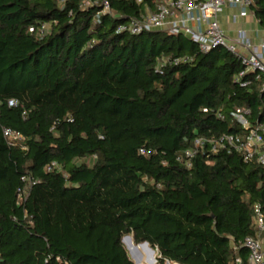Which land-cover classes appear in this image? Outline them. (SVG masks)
<instances>
[{"label":"trees","instance_id":"obj_1","mask_svg":"<svg viewBox=\"0 0 264 264\" xmlns=\"http://www.w3.org/2000/svg\"><path fill=\"white\" fill-rule=\"evenodd\" d=\"M159 1L0 0V264H149L144 242L153 264H250L264 168L207 151L188 168L186 151L243 134L238 109L264 123L263 81L242 87L226 48L118 32ZM250 10L264 28V0Z\"/></svg>","mask_w":264,"mask_h":264},{"label":"built area","instance_id":"obj_2","mask_svg":"<svg viewBox=\"0 0 264 264\" xmlns=\"http://www.w3.org/2000/svg\"><path fill=\"white\" fill-rule=\"evenodd\" d=\"M63 5L66 0H59ZM140 2V0H138ZM253 0H161L153 10L141 18L133 19L129 23L119 27L118 32H128L132 35H140L145 32L165 31L172 35H184L197 43L204 53H209L216 48H226L232 54L240 57L244 70L237 77V82L242 87H248L250 80L243 79L248 75H254L255 80L263 81L264 90V43L255 45L247 38L246 32L239 31L236 41H231L223 31L219 17L226 6L241 8L243 14L250 10ZM89 5V3H88ZM102 15L111 14L108 3H105ZM48 27L42 26L41 33L45 34ZM190 59H163L160 69L167 65L179 66L189 62ZM10 107H16L18 103L14 100L9 102ZM249 110L238 109L235 117L244 128L243 134H230L219 137L197 138L193 149L186 151V164L190 168L192 159L199 152H210L219 154L239 153L245 162H255L264 168V123L250 124L246 116ZM224 119V116L219 115ZM5 137L11 141L21 139V135L11 130H5ZM142 153L145 152L142 150ZM58 166L53 163L48 170L56 169ZM31 184V183H30ZM33 182L31 185H34ZM30 185V186H31ZM29 186L19 191V202L27 197ZM254 224L257 228L255 237H248L241 247L250 252V264H264V211L261 205H256ZM237 249V247H236ZM238 264L242 260L238 259Z\"/></svg>","mask_w":264,"mask_h":264},{"label":"crops","instance_id":"obj_3","mask_svg":"<svg viewBox=\"0 0 264 264\" xmlns=\"http://www.w3.org/2000/svg\"><path fill=\"white\" fill-rule=\"evenodd\" d=\"M219 21L226 36L231 41H236L239 31L246 32L253 44L264 43V28L255 18L251 10L243 14L241 8L226 6L224 12L220 15Z\"/></svg>","mask_w":264,"mask_h":264},{"label":"water","instance_id":"obj_4","mask_svg":"<svg viewBox=\"0 0 264 264\" xmlns=\"http://www.w3.org/2000/svg\"><path fill=\"white\" fill-rule=\"evenodd\" d=\"M130 236H126V237H124L123 238V243H124V240L126 239V238H129ZM139 247H146V249H148L151 253H152V255H156V250L155 249H153L150 245H149V243L148 242H144V243H142V244H140V245H136V249H137V253H138V255L140 256V257H143V253L140 251V250H138L139 249ZM131 257V256H130ZM131 259L133 260V258L131 257ZM134 261V260H133ZM155 262L156 263H158V259H156L155 260ZM134 263L135 264H141V262H135L134 261ZM153 262H150L149 264H152ZM166 264H177V263H172V262H170V261H167L166 262Z\"/></svg>","mask_w":264,"mask_h":264},{"label":"bare ground","instance_id":"obj_5","mask_svg":"<svg viewBox=\"0 0 264 264\" xmlns=\"http://www.w3.org/2000/svg\"><path fill=\"white\" fill-rule=\"evenodd\" d=\"M130 238H132V237H129V238H126V239H130ZM125 239V240H126ZM133 239V238H132ZM125 240H124V243H125ZM140 248V247H139ZM135 249H136V246H135ZM139 250V249H138ZM143 250H144V253H147L148 255H150L152 258H154V257H156V255H152V253L148 250V249H146V247H143ZM136 251H137V249H136ZM141 251V250H140ZM142 252V251H141ZM143 253V252H142ZM138 254V253H137ZM139 256V255H138ZM140 257V256H139ZM143 257H144V254H143ZM143 257H140V259L142 260L143 259ZM139 262H140V260H139ZM150 262H153V261H150ZM153 264V263H152ZM157 264V263H156Z\"/></svg>","mask_w":264,"mask_h":264},{"label":"rangeland","instance_id":"obj_6","mask_svg":"<svg viewBox=\"0 0 264 264\" xmlns=\"http://www.w3.org/2000/svg\"><path fill=\"white\" fill-rule=\"evenodd\" d=\"M88 162H91V160H88ZM131 237V236H130ZM133 240V239H132ZM134 242V241H133ZM135 244V243H134ZM135 245H137V244H135ZM157 256H158V252H156V258H157ZM150 257V256H149ZM149 261H151V257L149 258Z\"/></svg>","mask_w":264,"mask_h":264}]
</instances>
